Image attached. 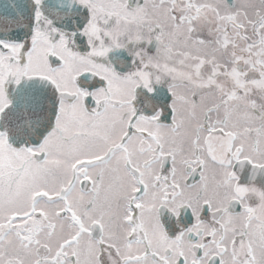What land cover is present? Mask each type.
<instances>
[{
  "label": "snow or ice",
  "instance_id": "snow-or-ice-1",
  "mask_svg": "<svg viewBox=\"0 0 264 264\" xmlns=\"http://www.w3.org/2000/svg\"><path fill=\"white\" fill-rule=\"evenodd\" d=\"M0 264H264V0H0Z\"/></svg>",
  "mask_w": 264,
  "mask_h": 264
}]
</instances>
